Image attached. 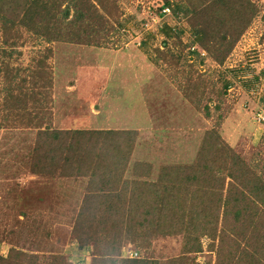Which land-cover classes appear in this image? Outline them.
<instances>
[{
  "label": "rangeland",
  "instance_id": "rangeland-1",
  "mask_svg": "<svg viewBox=\"0 0 264 264\" xmlns=\"http://www.w3.org/2000/svg\"><path fill=\"white\" fill-rule=\"evenodd\" d=\"M95 1L100 6L88 14L96 22L101 14L106 21L98 22L97 29L81 41L68 39L70 31H65L61 40L47 42L30 36L19 24L9 30L0 28V254L14 247L36 254L44 263L54 261L55 255L63 257L60 264H90L93 258L91 247L80 248V241L71 232L80 219L86 221L87 230L98 226L92 215L97 209L81 207L84 195L92 188L90 172L77 167L69 175L59 174V170L52 175L31 173L39 127L133 132L132 138L122 139L123 146H128L120 162L123 171L126 169L121 184L125 182L127 192L145 179H159L156 170L163 164L190 163L194 153L191 138L206 127L219 128L224 140L247 162H264V120L258 116L259 112L264 116V0H254L259 6L257 13L220 64L195 40L187 16H176L172 10L159 14L164 0ZM120 22L126 29H118ZM164 22L184 29L179 39L170 38L165 46L160 32ZM142 25L143 31H152L146 50L136 43ZM89 38L91 43H85ZM195 47L199 51L196 58L189 54ZM164 50L172 54L169 62L160 53ZM41 56L51 72L52 85L35 88L36 101L26 87L27 92L19 91L20 102H26L24 113L17 114L20 121L4 123L9 103L4 102L3 94L12 95L11 86L21 78L36 80L30 71L38 68ZM190 66V76L199 74L207 82L208 75L212 79L208 94L213 97L203 100L208 103L209 117L195 110L180 89L185 77L179 70H190ZM5 68L17 75L9 77ZM254 75H258L255 81ZM221 76L232 82L224 94L218 91ZM41 80L49 84L46 76ZM30 110L36 113L31 114V123L27 121ZM196 127V132L189 131ZM125 158H129L126 164ZM148 159L154 164L151 174H133L132 163ZM95 164L93 159L94 176L99 168ZM124 225L125 231L128 224ZM131 236L125 232L120 245L126 251L137 248L134 257L161 264L180 256L181 235H153L146 240ZM189 256L195 264L215 261L214 252L207 249Z\"/></svg>",
  "mask_w": 264,
  "mask_h": 264
},
{
  "label": "trees",
  "instance_id": "trees-1",
  "mask_svg": "<svg viewBox=\"0 0 264 264\" xmlns=\"http://www.w3.org/2000/svg\"><path fill=\"white\" fill-rule=\"evenodd\" d=\"M62 1L66 4H62L61 0H0V28L2 31L9 30L19 24L26 28L30 36L42 37L47 42L61 40L62 34L70 31L67 32L68 39L81 41L83 36L89 37L91 30L97 29L98 22L106 21L101 14L98 22L88 14L100 6L98 1ZM164 7L176 16H187L193 37L219 64L223 63L259 9L254 0H164L159 9ZM161 10L159 14L165 15ZM142 26L136 43L140 49L146 50L152 31H143ZM160 28L165 36L164 46L170 38L179 39L184 31L167 22L162 23ZM118 29L126 27L120 22ZM85 43H91L90 38ZM46 48L50 47L47 45ZM193 50L189 54L196 58L199 51L196 47ZM160 53L166 61L172 57L166 50ZM194 60H191V66ZM36 64V70L28 69L36 80L27 82L21 78L11 86L12 95L3 94L4 102L9 103L6 106L8 112L3 115L4 123L20 121L17 114L26 108V102H20L22 90L27 89L26 92L36 101L38 91L35 90L43 85H52L45 58L41 56ZM191 66L188 72L179 70L185 77L180 89L186 92L183 95L195 110H201L209 117L208 103L203 100L204 97H213L208 94V86L213 85L212 79L208 75L209 83L199 74L190 76ZM2 70L0 67V72ZM4 72L9 77L17 75L10 68H5ZM44 76L49 84L41 82ZM221 77L218 91L224 94L232 82L227 77ZM254 77L255 81L258 75ZM31 114L36 113L33 110L28 112L27 121L30 120V123L34 117ZM196 130L197 127L189 131L194 133ZM132 134L103 128L61 130L49 125L39 127L31 155V173L52 175L59 170V174L69 175L77 171V167L90 172L92 188L84 195L81 207L97 209L92 215L98 219V226H90L87 230L86 221L80 219L71 231L80 241V248L91 247L93 258L90 264H159L149 258L122 255V251H126L120 245L125 232L141 240L153 235H181L180 256L161 264H195L194 257L189 255L204 249L214 252V264H264V162L260 164L259 159L247 162L224 140L219 128L206 127L202 134L191 138L194 140L191 147L194 153L190 163L163 164L156 170L159 179H145L127 192L128 186L125 182L121 184L126 169L123 171V163L120 162L128 151L122 139L132 138ZM93 159L99 167L95 176ZM128 160L125 158V164ZM131 166L133 174L142 175L151 174L154 168L150 159L136 161ZM79 172L82 173V170ZM124 223L128 224L125 231ZM102 245V251H99ZM133 249L138 253L137 248ZM52 258L54 261L44 263L34 253L10 247L6 254H0V264H60L64 261L62 256Z\"/></svg>",
  "mask_w": 264,
  "mask_h": 264
},
{
  "label": "built area",
  "instance_id": "built-area-1",
  "mask_svg": "<svg viewBox=\"0 0 264 264\" xmlns=\"http://www.w3.org/2000/svg\"><path fill=\"white\" fill-rule=\"evenodd\" d=\"M162 13H168L169 12V8L168 7H164L162 10H161ZM154 20H155V17H152ZM146 23V22H145ZM149 25V22L147 23ZM258 116L259 118H261L262 120H264V116L261 115V113L259 112L258 113ZM137 252L134 250H127L126 253H125V256L127 257H134L136 256Z\"/></svg>",
  "mask_w": 264,
  "mask_h": 264
}]
</instances>
